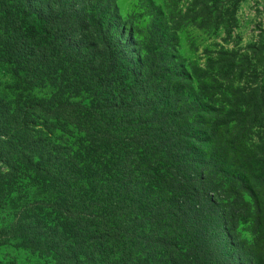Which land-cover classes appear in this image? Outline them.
<instances>
[{
	"label": "trees",
	"instance_id": "1",
	"mask_svg": "<svg viewBox=\"0 0 264 264\" xmlns=\"http://www.w3.org/2000/svg\"><path fill=\"white\" fill-rule=\"evenodd\" d=\"M139 1L151 17V50L143 36L133 45L115 0H0V64L21 84L69 89L72 73L62 67L90 66L84 94L63 105L87 135L79 149L35 130L37 118L57 116L49 99L14 108L0 100V162L8 163L1 181L10 184L23 168L54 194L21 207L10 231L29 245L53 247L57 264H139V253L140 264L159 257L163 264H190L175 232L143 222L151 217L149 192L166 181L171 221L195 223L187 236L192 264H245L201 177L210 167L250 184L253 162L242 155L249 128L264 122V91L250 98L232 80L220 93L223 104H214L220 85L211 70L233 68L235 60L210 58L204 67L178 60L164 13L152 0ZM249 100L260 109L256 115L247 110ZM205 201L210 215L200 221Z\"/></svg>",
	"mask_w": 264,
	"mask_h": 264
},
{
	"label": "rangeland",
	"instance_id": "2",
	"mask_svg": "<svg viewBox=\"0 0 264 264\" xmlns=\"http://www.w3.org/2000/svg\"><path fill=\"white\" fill-rule=\"evenodd\" d=\"M164 13L171 32L175 34V57L186 64H196L204 67L207 59H234L236 66L224 67L221 72L211 70L216 81L215 95L212 102L223 104L220 93L228 90L232 80L243 88L245 93L260 94L264 91V0H152ZM122 23L130 28L133 45L138 46L146 40V48L152 49V41L148 36V25L151 17L145 11L139 0H115ZM89 22L91 21L88 14ZM65 65L66 64H61ZM240 65V68L238 67ZM64 74L71 72L69 89L54 84L35 83L21 84L15 76L6 71L0 64V100L7 106L14 108L26 103L31 98L49 99L54 109H58L57 116L50 120L37 118L36 131L42 132V138L53 140L55 143H66L71 149H79L88 142L84 127L75 124L76 115L68 114L69 108H64V101L73 96L84 94L89 77V65L74 64L62 67ZM241 71L239 72V70ZM223 72V73H222ZM222 73L220 78L216 74ZM208 84H210L208 82ZM211 85V84H210ZM246 102V106L253 115L260 109L254 103ZM73 102V101H71ZM88 109L92 106L86 105ZM84 109L78 108L75 112ZM83 117V116H82ZM247 147L248 152L242 155L244 161L253 162L250 184L231 179L210 167L202 170V177L206 183L207 195L216 206L223 209L218 220H224L230 242L238 244V253L245 264H256L264 261V122H258L249 128ZM39 134V133H38ZM217 144L214 145L216 147ZM213 148V147H212ZM212 148L210 150H212ZM8 163L0 162V172H7ZM156 177V176H154ZM150 180L153 181V178ZM28 171L21 168L18 177L10 184H5L0 177V264H57L58 256L46 244L37 243L36 246L27 240L14 235L10 231L11 224L18 210L33 200L44 203L52 201L54 194L51 190L44 191L42 180L32 178ZM158 178H156L157 182ZM164 181L161 188L157 185L155 192H149L156 198L154 203L147 199L146 209L150 210L143 222L147 228L156 224L161 229L172 230L179 241L182 252L181 258L192 264L189 245H192L188 231L195 223L172 222L171 199L167 195L171 191ZM190 189H192L190 187ZM167 191V193H166ZM192 195V194H191ZM178 196V195H177ZM190 196V195H189ZM161 197L165 201H161ZM204 200V197H202ZM145 203L143 202V205ZM200 216L205 220L209 217L211 206L206 201L200 204ZM49 224V222L47 221ZM220 224V222H219ZM188 226V227H187ZM183 245V246H182ZM144 262V255L139 253V264ZM157 264H163L161 257ZM204 264H207L204 263Z\"/></svg>",
	"mask_w": 264,
	"mask_h": 264
}]
</instances>
